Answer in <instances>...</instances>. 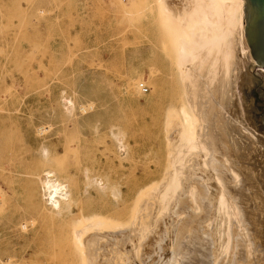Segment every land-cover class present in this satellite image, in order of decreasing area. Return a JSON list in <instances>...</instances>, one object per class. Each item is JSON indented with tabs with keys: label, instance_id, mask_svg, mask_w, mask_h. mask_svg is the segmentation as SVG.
I'll list each match as a JSON object with an SVG mask.
<instances>
[{
	"label": "rangeland",
	"instance_id": "374dc122",
	"mask_svg": "<svg viewBox=\"0 0 264 264\" xmlns=\"http://www.w3.org/2000/svg\"><path fill=\"white\" fill-rule=\"evenodd\" d=\"M136 9L137 39L125 15L116 19L115 0H0V264H174L191 212L171 223L180 195L216 204L201 226L211 264L219 256L216 264H236L232 244L248 234L254 255L239 262L264 264V225L248 222L243 231L234 211L222 209L211 155L189 152L209 173L198 169L197 193L179 189L190 154L172 148L164 122L168 113L177 121L182 87L159 51V1L139 0ZM247 64L252 83L242 95L264 134V69ZM255 168L262 191L249 192L253 204L264 200L263 171ZM49 180L55 185L47 189ZM56 189L68 194L57 206L50 201ZM78 233L98 237L81 248Z\"/></svg>",
	"mask_w": 264,
	"mask_h": 264
},
{
	"label": "bare ground",
	"instance_id": "6f19581e",
	"mask_svg": "<svg viewBox=\"0 0 264 264\" xmlns=\"http://www.w3.org/2000/svg\"><path fill=\"white\" fill-rule=\"evenodd\" d=\"M158 1L159 5L162 7L161 11L163 13L160 23L162 42L158 46L161 47L162 45V47L159 51H161V54L163 53L166 55L164 59L168 62L167 65H173L182 87V96L184 99L183 101L181 100L183 102L182 104L179 102L180 106L176 109L177 121H173L169 113L165 118L166 121L164 123L167 127L165 131L167 135L166 139L172 145V148L177 147V149L182 148L185 150H180V153L184 152V154L181 155L182 157L186 154H190L189 152L192 150H196V154L197 150L198 153L202 151V154L205 151L206 155L199 153L202 157L204 156V158H210L212 156L211 170L215 171V176L222 182V187L219 188L221 189L219 193L222 195V209H224L225 206L227 209L229 207L234 211L233 213L239 217L238 226L243 231H246L244 225L248 222L255 228L262 226L264 225V200H256L253 204V202H251L252 197L249 193L253 192L254 198H257L256 195L258 192L262 191V186L259 185L260 178H255V173H259L255 171L258 170L255 167L258 166L261 168L264 176V169L262 168L264 167V134L258 133V128L249 115L248 105L245 104L242 95L243 86H249L252 83L247 64L248 61H251L248 56L249 48L246 46L244 40L243 0ZM115 3L119 8V11L116 13V19L122 22V18L125 15L127 20L129 19L128 22L130 24L132 23V26L130 25L132 30L129 27L131 30L130 33L137 39L138 34L141 32L136 26V8L139 4V0H115ZM123 7L128 8L126 12L122 10L124 9ZM133 47L136 50L138 46L135 45ZM149 49L150 50L147 52L152 55L153 48L149 47ZM153 61L154 59H150V62ZM181 98L182 97H180V99ZM176 153L179 154L177 151ZM177 154L175 157L179 158ZM194 154L195 153L192 152L189 158L187 157L186 159H189L188 161L190 164L189 167L187 166L188 168H186L188 169L187 172L184 175L181 173L182 179L184 176V179H181L182 185L180 186L182 187L179 188L182 189V193L188 189H194L193 192L196 193L198 191L197 188L199 185L196 187V180H198L201 175L197 173L199 169L197 166L199 163H203V159L201 158V163V156ZM172 155L171 158L173 157ZM178 158L176 160L179 161ZM183 158H185V156ZM209 158L207 159L208 161ZM176 160L174 161L176 162ZM178 163L180 164V162ZM207 165L202 167L207 168ZM181 170L179 172H183ZM202 170L200 173H203ZM205 171L206 169L204 172ZM207 173H209V170L205 172V175H207ZM178 174L180 175V173ZM205 175L201 178H204ZM170 178L172 179V175ZM179 180H177V182ZM208 180L209 179H207V181ZM200 181L198 180L199 183ZM48 182L47 186H45L47 189L55 185H51L50 180ZM168 184L169 183H166L164 186L165 192L167 191L166 194L173 188L172 184L170 185L172 188ZM212 184L213 183H211V185ZM204 186L207 187L206 182ZM217 186L219 185L217 184ZM214 187L215 186H213V189ZM168 188H171V190L168 191ZM207 189L208 188H206V190ZM216 193L217 191H215V194ZM215 194L213 195L215 196ZM188 196L190 198V195ZM67 197V193H63L60 189H56L51 192L50 201L52 204L58 205V201L66 199ZM183 197L184 195L178 197L171 215L169 214L170 218H172L171 223H176L177 225L180 216L185 212L188 213L189 208L191 210L189 218L182 224L189 230L188 237L186 241L184 240V243L177 245V259L174 264H211V241L208 235L202 232L203 228H201V226L206 223L205 221H208V217L211 215L210 212H212L211 206L213 204L211 203L210 206L206 203L205 197L203 199V197L200 198L199 195H195L194 197L192 196V200L189 199L190 204H193L189 207V200L187 199V203ZM209 199L211 200V198ZM209 199L208 201H210ZM212 201L213 199L210 202ZM217 202L218 201L215 203ZM218 204L219 203H217V206ZM213 206H216V204ZM52 207H54V205H52ZM216 209L217 207L214 211H216ZM230 209L229 211H231ZM199 210L202 214H199L200 216H193V214L196 211L197 214ZM257 213L260 214L258 215ZM215 214L216 212L214 215ZM230 221H232L231 218ZM209 222L211 221L209 220ZM243 233H241V235L244 239ZM101 236L103 235H99V237ZM122 236L123 235H118L117 237ZM248 236L250 237L244 239L245 241H243L242 238H237L235 242H233L234 244H232L233 251L235 252L233 259L236 264L240 263L239 261L242 259H248L249 261L250 257L254 255V250L252 251L254 247L252 242L253 237L251 234H248ZM253 236L255 237V241L259 240V230H256ZM95 237L98 236L91 237L84 233H78L75 236V240L78 245L83 248L82 245L84 242L88 243V241ZM189 237L192 239L194 238L195 240L193 241L195 242H192ZM103 238H105V236H103ZM230 241L231 236L229 235L227 237V242H225L227 246L231 245ZM225 249H228V247ZM250 264H252V262Z\"/></svg>",
	"mask_w": 264,
	"mask_h": 264
},
{
	"label": "water",
	"instance_id": "95a60500",
	"mask_svg": "<svg viewBox=\"0 0 264 264\" xmlns=\"http://www.w3.org/2000/svg\"><path fill=\"white\" fill-rule=\"evenodd\" d=\"M243 28L249 58L264 68V0H243Z\"/></svg>",
	"mask_w": 264,
	"mask_h": 264
}]
</instances>
